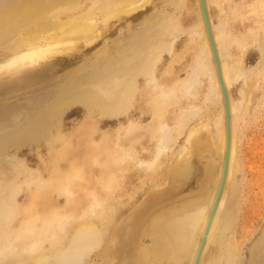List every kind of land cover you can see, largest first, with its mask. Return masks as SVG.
Returning a JSON list of instances; mask_svg holds the SVG:
<instances>
[{
  "label": "bare ground",
  "instance_id": "1",
  "mask_svg": "<svg viewBox=\"0 0 264 264\" xmlns=\"http://www.w3.org/2000/svg\"><path fill=\"white\" fill-rule=\"evenodd\" d=\"M232 1L214 23L223 0H204L230 114L234 82H253L247 52L264 49V9L257 18L256 0ZM77 112L81 119L65 129V115ZM230 127L226 180L197 264H264V235L247 260L226 233L238 165ZM29 140L47 150L44 169L6 152L0 160V264H194L227 142L200 0H0V150ZM197 155L208 162L194 182L201 187L211 174L207 188L174 203ZM135 179L139 190L150 181L159 192L126 215ZM79 183L88 186L83 196ZM25 186L28 197L17 203ZM55 194L65 204L52 208ZM144 237L151 241L141 246Z\"/></svg>",
  "mask_w": 264,
  "mask_h": 264
},
{
  "label": "rangeland",
  "instance_id": "2",
  "mask_svg": "<svg viewBox=\"0 0 264 264\" xmlns=\"http://www.w3.org/2000/svg\"><path fill=\"white\" fill-rule=\"evenodd\" d=\"M232 2H233L232 0H223V2H222V6L224 7L223 11L216 12L214 17H213L212 22L218 23L220 21L219 20L220 18H221V21L223 19H226L227 16L229 15V14H226V12L228 10L230 11V8L233 4ZM259 5H261L260 1L256 0L255 12L257 13V18H258V14L260 13V11L262 9H264L263 6L260 9ZM150 10L151 9L148 8V10L144 11L141 14L142 17H143V15L145 16L146 13H149ZM127 23H129V22H127ZM261 39L262 40H261L260 44L262 45L264 43V37H261ZM249 50L250 51H248L247 54L252 53V56H253V57H251V59L249 61V64L251 65L250 67H252L251 69H254V71L251 74V76H252L251 80L253 79L252 80L253 82L250 81V83H252V84L248 86L246 82L244 83V81H242V80H238V81L236 80V82H234V84H233L231 94H229L231 97L230 101H233L236 105V110H234V113L230 114V121H232V123H234V125H235V140H236V148H237L236 154L238 157L237 158L238 165H236L237 169L235 170L233 177H232L233 178L232 181L234 184V190L232 192L236 191V194L233 193L235 199H234L232 194H229L230 196H228V199L231 196L233 197L231 199V200H233V202L231 200H229L231 205L228 202V206H229L228 210L230 212V215L228 217L230 219V226L231 227L233 226V227L232 228L230 227L231 231L228 230L229 228L226 231L228 236H229V234H231L234 237V240L237 239L235 241L238 242V243H236V245L238 246V249H239L238 251H240V249H241L240 247H242L241 250L245 252V253H242V251H241V252H239V255L242 256L241 258H244L247 260L249 258L248 257L249 253L247 252L249 250V247L253 246L255 244V242L258 239H260L261 235H262V237L264 235V234H262L264 232V59H263L264 57L262 56L264 49H263V47L261 50L254 47V48H251ZM253 50H254V52H253ZM253 74H254V77H253ZM254 80L255 81L257 80V81L255 82ZM247 88L248 89L250 88L249 91ZM249 93H252V94H250L251 96L249 95ZM247 97H250V98H248V100H247ZM79 119H81V113H78V112L65 115V117H64L65 129L66 128L70 129L71 127L75 126V123H77V120H79ZM38 126H40V125H37L36 127H38ZM230 129H231V127H230ZM207 130L209 133L210 128ZM207 130H206V133H207ZM204 131H205V128H204V130H202L203 134H204ZM208 133H207V135L209 136ZM80 142L81 141L74 140V144H78ZM33 144H35V143L34 142L31 143L29 140L28 144L21 146L18 150L15 147H11V148H8V149L2 150V151L0 150V157H1L0 160L3 161L4 159L2 160V157H3V155L6 154L7 156L9 155L10 157L15 158L16 161L19 160V161L26 163L27 167L30 169H32V168L36 169L38 167H41L42 169H44V167H45L44 162L45 161H43V160H47V158H48L47 157V150L45 148H42V147L39 148V147H37V145H33ZM30 145H31V147H30ZM4 152H6V153L4 154ZM12 154L14 156H11ZM39 156H40V158H39ZM198 157L200 160V155L199 156L197 155V157L194 159V162H195V160L198 159ZM214 157H216V156H214ZM199 160L196 161L198 164L200 162L199 165L196 162L194 163V165H195L194 167H196L197 169L194 168L195 173L193 172V175L190 178L191 180L186 182V184L188 183L189 185L187 184L186 186L185 185L182 186L180 189H178L176 192H174L171 195L170 199H173L172 201L174 202L175 199L177 198V196L180 194L181 198L178 197L177 198L178 201H176L174 203L179 202V200L181 201V199L183 201L188 200L191 202V200L195 199L196 195H194V193L197 192V196H198L200 194L198 192H201L199 190L207 188L208 184H206V182L208 183V181L210 180L211 174H209V176L207 178L209 180H205L206 181L205 184L203 186H201L202 188L200 186H198V185H200V184H198V182L200 181L199 176H201V174H199V173H201L202 167H204V164L207 165L208 161H207V159L205 160L206 162L203 161L202 159H201V161H199ZM4 161H6V160H4ZM203 162H205V163L201 164ZM85 167H89V166H85ZM198 169H199V171H198ZM86 180H88V177ZM197 180H198V182L195 183L194 181H197ZM149 183H152V182L149 181ZM149 183L148 184L146 183L143 185L142 188L144 190L143 189L139 190L140 189L139 188V186H140V180L139 179H135L134 181H129V180L127 181V191H128L127 195H128V197L123 199L124 200L123 203H126L129 200L127 202L128 203L127 205H129V206H127V207L128 208L130 206H132V207L130 209H127V207H126V209L128 210V212H127V210L125 212L126 215L128 213H129L128 215H130V212L132 211L131 209H133L134 203L140 204L142 202L141 201L142 198L145 199V197L147 198L151 194L159 192L158 190H155L153 187H151L152 184H149ZM193 183L196 186H194ZM79 184H80V186H78L79 190H80L79 193H80V195L83 196V192L85 193V190L88 189V186H86L85 183H79ZM145 185L147 187H145ZM197 186L201 189H198ZM193 187H194V189H193ZM30 188L31 187L27 188V186H25L23 189L20 190L19 193H17V197H16L17 203L21 204V203H24L26 201ZM151 188H153V192H151L152 191V190H150ZM137 190H139V191H137ZM179 190L181 191L180 193H179ZM186 191L190 192L191 195L193 194L192 196H194V198L189 193H188L189 194L188 195L186 193ZM193 191H195V192L193 193ZM131 192H132V194H131ZM147 192H148V194H147ZM177 192H178V194H177ZM129 193H130V196H129ZM175 194H176V196H175ZM235 195H237V196H235ZM143 196H145V197H143ZM189 196L191 198H189ZM129 197H132V198L135 197V198H133L134 202L131 203L132 199H128ZM49 199H50L49 203L51 204L50 207H52V208H54V206H57V205L65 204L64 197L59 195V194L51 195L49 197ZM84 199L85 200L82 201L83 203L81 206L83 208L88 206V204H89V201L86 199V197H84ZM237 200H238V202H237ZM139 201H141V202H139ZM238 209H239V211H238ZM125 214H123V215H125ZM122 218L124 220L126 217L122 216ZM120 219H121V217L119 218V220ZM19 221H20L19 217H17L15 221H12L11 226H10L11 229L17 227L19 225ZM234 231L237 232V233L235 232V235H234ZM231 235H230V237H232ZM236 235H237V237H236ZM147 238L144 237V239H142V243H140L141 246H143L142 244H144V242H145V245L150 244L149 242L151 241V239L149 240V237H147ZM262 240H264V238ZM259 242H260V240H259ZM257 243L255 244V246H258ZM261 245L262 244H260L259 246H261ZM262 246H264V245H262Z\"/></svg>",
  "mask_w": 264,
  "mask_h": 264
},
{
  "label": "water",
  "instance_id": "3",
  "mask_svg": "<svg viewBox=\"0 0 264 264\" xmlns=\"http://www.w3.org/2000/svg\"><path fill=\"white\" fill-rule=\"evenodd\" d=\"M201 3V8H202V13H203V17H204V22H205V26H206V30L208 33V37L210 40V44H211V48H212V52H213V56H214V61H215V65L217 68V72H218V77H219V81H220V86H221V90H222V97H223V102H224V108H225V121H226V129H227V142H226V157H225V163H224V168H223V173H222V177L220 180V184H219V188H218V192L214 201V204L212 205V209L210 212V216L208 219V223L206 226V230H205V235L202 239V242L200 244V250L198 251V255L197 258H195L194 264H197L198 262V257L200 255V251L202 249L205 237L207 235V232L209 230L211 221L214 217V214L216 212V208L218 206L219 200H220V196L222 194V190L224 187V183L226 180V172H227V168H228V157H229V148H230V134H229V128H230V111H229V103H228V97H227V93H226V89H225V85L224 82L222 80V76H221V71H220V67H219V63H218V59H217V55H216V51L214 48V44H213V38L211 35V30H210V25L208 22V17H207V13H206V8H205V4H204V0H200Z\"/></svg>",
  "mask_w": 264,
  "mask_h": 264
}]
</instances>
